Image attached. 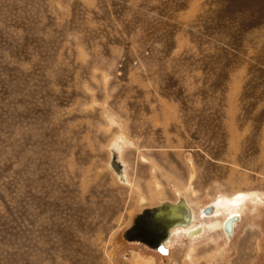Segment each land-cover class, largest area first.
<instances>
[{
	"label": "rangeland",
	"instance_id": "1",
	"mask_svg": "<svg viewBox=\"0 0 264 264\" xmlns=\"http://www.w3.org/2000/svg\"><path fill=\"white\" fill-rule=\"evenodd\" d=\"M179 195L204 234L123 237ZM0 264H264V0H0Z\"/></svg>",
	"mask_w": 264,
	"mask_h": 264
},
{
	"label": "water",
	"instance_id": "2",
	"mask_svg": "<svg viewBox=\"0 0 264 264\" xmlns=\"http://www.w3.org/2000/svg\"><path fill=\"white\" fill-rule=\"evenodd\" d=\"M109 165L112 170L122 175L123 164L117 156L115 148L109 150ZM214 202L204 205L201 214H210L214 209ZM191 208L183 196H178L175 201L162 200L154 205L145 206L135 212L131 224L123 231V237L127 240L138 241L150 248L159 251L165 250L164 241L168 238L171 228L174 226H186L191 220ZM239 220V213L229 214L223 221L225 236L233 235V223ZM202 231L200 224L191 228L188 234Z\"/></svg>",
	"mask_w": 264,
	"mask_h": 264
},
{
	"label": "bare ground",
	"instance_id": "3",
	"mask_svg": "<svg viewBox=\"0 0 264 264\" xmlns=\"http://www.w3.org/2000/svg\"><path fill=\"white\" fill-rule=\"evenodd\" d=\"M111 148H115L116 151H117V156L119 158V160L122 162L123 164V172H122V175H119V174H116L111 166L109 165L110 169L113 171V173L115 174V176L118 178L119 182L121 183H128V180H127V177H126V169H125V164L124 162L122 161V158H121V155H120V151H121V146L118 142V139L116 140V142L112 145ZM110 148V149H111ZM249 196L248 193H244V192H239L237 193L236 195H234L233 198H229V199H226V198H219L217 199L216 201H214V209L213 211L210 213V214H207V215H204V214H201L200 212V215L201 217H205V218H208V217H212L215 215L216 220L217 222L216 223H212V224H209L208 226L212 229V230H217L218 228L220 229H223V221L224 219L231 213H239V220H240V212H237L236 210H239L240 211V208L242 206V202H244V200ZM184 197V196H183ZM185 198V197H184ZM232 199V200H231ZM186 202L189 204V202L187 201V199L185 198ZM190 208H191V220L190 222L186 225V226H174L171 228V232H170V235L168 236V238L164 241V245H165V249L167 248V244H170L172 243V239L175 237V236H179L181 234H185L187 233V236L190 238V239H195L199 236H201V234H204L205 231H207L206 229V224H203L201 223V227H202V231L200 232H195V234L191 235V234H188L189 230L193 227H195L197 224L194 223L195 221V214H194V210L193 208L191 207V205L189 204ZM222 217V218H221ZM238 220V221H239ZM236 221V222H238ZM211 222H214V221H211ZM234 222L233 223V233H234V224L236 223ZM224 232V231H223ZM127 240V239H126ZM130 242H134L132 240H129ZM136 242V241H135ZM138 242V241H137ZM153 250H156L154 248H151ZM158 251V250H157ZM165 253V252H164Z\"/></svg>",
	"mask_w": 264,
	"mask_h": 264
},
{
	"label": "flooded vegetation",
	"instance_id": "4",
	"mask_svg": "<svg viewBox=\"0 0 264 264\" xmlns=\"http://www.w3.org/2000/svg\"><path fill=\"white\" fill-rule=\"evenodd\" d=\"M219 198H220V197H219ZM219 198H218V199H219ZM216 200H217V199H216ZM231 200H232V199H231ZM213 202H214V201H213ZM212 217H215V215L212 216ZM184 235L187 236V233H185ZM187 237H188V236H187ZM188 238H189V237H188ZM189 239H190V238H189Z\"/></svg>",
	"mask_w": 264,
	"mask_h": 264
}]
</instances>
